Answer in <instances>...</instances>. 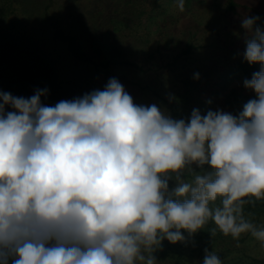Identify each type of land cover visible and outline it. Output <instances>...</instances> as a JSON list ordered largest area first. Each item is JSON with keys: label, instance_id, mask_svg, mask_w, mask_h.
<instances>
[{"label": "clouds", "instance_id": "obj_1", "mask_svg": "<svg viewBox=\"0 0 264 264\" xmlns=\"http://www.w3.org/2000/svg\"><path fill=\"white\" fill-rule=\"evenodd\" d=\"M259 19L241 18L243 59L260 67L243 80L254 96L235 113L193 108L174 119L134 103L115 77L55 104L41 100L47 87L28 97L0 90V264H157L164 239L184 242L210 219L226 236L264 244V226L244 212L264 200ZM200 264L223 261L206 247Z\"/></svg>", "mask_w": 264, "mask_h": 264}, {"label": "rangeland", "instance_id": "obj_2", "mask_svg": "<svg viewBox=\"0 0 264 264\" xmlns=\"http://www.w3.org/2000/svg\"><path fill=\"white\" fill-rule=\"evenodd\" d=\"M233 1L234 11L229 0H184L183 10L176 0H17L16 7L31 39L52 53L59 69L74 72L82 81L91 77L97 89L115 77L134 103H155L174 119L180 114L187 121L193 108L202 115L218 107L234 113L254 96L243 80L260 65L243 59L246 33L241 18L259 16L257 24L264 26V0ZM46 13L60 18L66 32L78 37L82 32V48L96 59L128 60L137 68L118 63L111 72L115 76H98L85 62L71 60L63 44L47 34ZM116 35L120 41L111 38ZM190 45L192 53L184 54ZM192 177L185 170L184 178ZM174 184L169 179V188ZM246 244L251 254L264 257L260 241L249 235Z\"/></svg>", "mask_w": 264, "mask_h": 264}, {"label": "trees", "instance_id": "obj_3", "mask_svg": "<svg viewBox=\"0 0 264 264\" xmlns=\"http://www.w3.org/2000/svg\"><path fill=\"white\" fill-rule=\"evenodd\" d=\"M16 1L0 0V90L8 91L16 96L28 97L34 93L35 89L47 87L48 95L46 98L42 97L41 100L45 104H55L61 99H72L97 89V85L91 77L82 81L73 77L74 72L59 69L52 53L44 51L35 38L31 39V32H28L25 22H21L22 20L17 14ZM228 8L235 10L233 0H229ZM15 15L17 17L11 19V16L15 17ZM45 19L50 29L47 34L51 36V39L63 44L66 54L71 60L80 64L85 62L99 74L98 76L102 74L103 76H115L111 72L118 63L137 68L136 63L128 60L117 62L111 58L96 59L94 54L91 55L82 48L81 39L84 42L86 40L82 32L81 37L66 32L63 21L57 18L54 13H46ZM111 38L117 39L118 36H111ZM117 41H120L119 38ZM105 44L107 43L105 42ZM192 49L193 46L190 45L183 53H192ZM238 110H235L234 113ZM176 117L183 118L180 114H176ZM216 203H219V200ZM244 212L246 218L253 220L257 225L264 226V221H262L264 219V200L244 205ZM213 228L216 229L215 232L212 231ZM184 234L186 237L188 236L187 232ZM249 235L242 234L238 240L230 235L226 236L210 219L203 229L188 237L184 242L172 243L164 239L154 255L157 264H200L204 256V249L207 247L221 257L223 264H264V257L251 254L250 248L246 244Z\"/></svg>", "mask_w": 264, "mask_h": 264}]
</instances>
